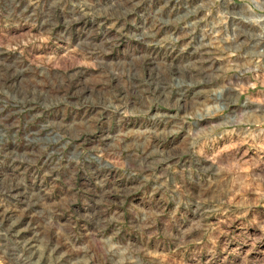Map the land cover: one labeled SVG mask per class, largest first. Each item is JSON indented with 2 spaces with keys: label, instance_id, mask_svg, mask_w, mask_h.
<instances>
[{
  "label": "rangeland",
  "instance_id": "rangeland-1",
  "mask_svg": "<svg viewBox=\"0 0 264 264\" xmlns=\"http://www.w3.org/2000/svg\"><path fill=\"white\" fill-rule=\"evenodd\" d=\"M168 1L0 0V264H264V0Z\"/></svg>",
  "mask_w": 264,
  "mask_h": 264
},
{
  "label": "built area",
  "instance_id": "built-area-1",
  "mask_svg": "<svg viewBox=\"0 0 264 264\" xmlns=\"http://www.w3.org/2000/svg\"><path fill=\"white\" fill-rule=\"evenodd\" d=\"M164 1V0H163ZM167 1L168 3H172L171 1H168V0H165ZM189 2H197L199 3V6L202 8V10L204 11V19H205V30H204V34H202L200 36V38H196V37H193L195 38V42L193 41L192 39V35L190 36V41H189V44H194L192 47L188 48V49H198L200 51H202V53L199 55L200 57L201 56H205L207 54L208 56V61L209 62H218V58H211V55H219L220 53H224V46L225 44L222 43L219 39V37L221 36L220 34L218 35H214L213 33H218V31H220V29L222 30L223 28L222 27H215L217 26V23L214 22V21H217L219 20L220 18H215L214 15H212L210 13V9H209V6H208V3L209 2H212L213 0H188ZM174 4H177V2H179V0H173ZM185 9H188V7L186 6ZM146 9H144L143 11L145 12ZM194 12L193 10H190V12ZM143 12V13H144ZM230 12H227V11H223V15L225 17H227V14H229ZM155 17V14L154 16ZM214 19V21H213ZM169 21V20H168ZM209 26H208V24ZM226 31V29H224ZM227 33V32H226ZM143 34H150L149 32H147L146 30L143 32ZM225 34V33H224ZM218 36V40L217 41H214L212 38L213 37H217ZM206 41H208V43L206 44ZM210 42L212 43L211 46L210 45ZM233 43H235L236 41H233ZM232 43V44H233ZM234 45V44H233ZM227 47V46H226ZM229 49V47L227 48ZM242 55H240V59H243L245 60L248 59V62L252 63L253 65V68L255 69H252L253 72L255 73H259V70L260 69H257L259 66L261 67V69L264 71V61H260V59H256V58H248L247 56H245L244 58L242 57ZM239 62H242V60H239L238 62L235 63L236 67H238L239 65ZM231 65V64H230ZM251 71V70H250ZM237 73H239L238 75H240L241 73H243V70H236Z\"/></svg>",
  "mask_w": 264,
  "mask_h": 264
},
{
  "label": "bare ground",
  "instance_id": "bare-ground-1",
  "mask_svg": "<svg viewBox=\"0 0 264 264\" xmlns=\"http://www.w3.org/2000/svg\"><path fill=\"white\" fill-rule=\"evenodd\" d=\"M242 22H247V21H242ZM234 28H238L237 26H235ZM231 37L226 39V41H228L229 43H233V41H238L239 42V38H242V37H239L238 33L235 32H231ZM249 36V35H248ZM246 35V37H248ZM252 37V36H251ZM250 40V39H249ZM243 42V38L241 39V41L239 43H242ZM246 42V41H245ZM246 49V48H245ZM244 49V51H246ZM248 52L250 53V57L252 58H257V59H260V58H264V33H262L261 35H258L256 36L251 42H250V45L248 47ZM246 53V52H245ZM246 55V54H245ZM248 55V54H247ZM244 57V56H243ZM182 81V80H181ZM180 87V86H179ZM181 88V87H180Z\"/></svg>",
  "mask_w": 264,
  "mask_h": 264
}]
</instances>
